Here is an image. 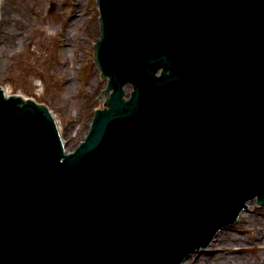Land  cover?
Listing matches in <instances>:
<instances>
[{
    "label": "water",
    "instance_id": "95a60500",
    "mask_svg": "<svg viewBox=\"0 0 264 264\" xmlns=\"http://www.w3.org/2000/svg\"><path fill=\"white\" fill-rule=\"evenodd\" d=\"M98 4L109 80L74 149L0 87V264H183L264 204V0Z\"/></svg>",
    "mask_w": 264,
    "mask_h": 264
},
{
    "label": "rangeland",
    "instance_id": "374dc122",
    "mask_svg": "<svg viewBox=\"0 0 264 264\" xmlns=\"http://www.w3.org/2000/svg\"><path fill=\"white\" fill-rule=\"evenodd\" d=\"M98 0H1L0 85L50 107L67 150L84 139L108 82L95 59ZM132 84L124 86L129 98ZM183 264H264V205L249 204Z\"/></svg>",
    "mask_w": 264,
    "mask_h": 264
},
{
    "label": "bare ground",
    "instance_id": "6f19581e",
    "mask_svg": "<svg viewBox=\"0 0 264 264\" xmlns=\"http://www.w3.org/2000/svg\"><path fill=\"white\" fill-rule=\"evenodd\" d=\"M0 2H1V0H0ZM222 231H223V230H222ZM222 231H220V232H222ZM220 232H219V233H220ZM219 233H218V234H219Z\"/></svg>",
    "mask_w": 264,
    "mask_h": 264
}]
</instances>
